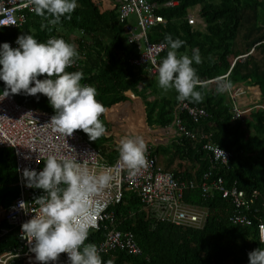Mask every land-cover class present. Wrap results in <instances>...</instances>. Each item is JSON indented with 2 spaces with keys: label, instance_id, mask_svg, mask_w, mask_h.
I'll return each mask as SVG.
<instances>
[{
  "label": "trees",
  "instance_id": "1",
  "mask_svg": "<svg viewBox=\"0 0 264 264\" xmlns=\"http://www.w3.org/2000/svg\"><path fill=\"white\" fill-rule=\"evenodd\" d=\"M197 5H200L201 17L206 23L204 28L194 27L187 18L190 10ZM160 12L168 22L156 26L151 32V39L166 42V35L171 34L174 39L178 37L184 40L186 43L177 50L178 55L191 56L192 50L199 48L203 62L198 65L194 63L193 66L197 69L200 82L229 73L227 79L232 85L244 82L260 86L264 100V0H180L179 5ZM242 30H246L245 53L255 47L261 53L262 61L255 55H249L244 60L238 59L231 67L233 58L242 53L235 47ZM25 33L34 35L41 42L49 36H57L75 44L82 65L66 70L83 71L81 83L97 89L96 98L107 107L110 117L117 119L123 116L132 130L133 125L140 127L127 112L126 104L115 107L131 99L133 103V99H136L143 104L134 96L125 97L131 90L144 100L150 128L172 124L174 108L179 103L177 93L174 90L175 95H160L161 91H166L151 81L146 82L158 74L151 75L145 67L130 63L135 48L127 42L126 26L119 21L117 11H101L95 0H78V7L71 18L62 19L56 25L35 12L29 13L28 21L23 26L0 31V43L9 42ZM40 77L44 78L43 75ZM142 82L144 85L140 88ZM217 86L218 81L200 83L197 90L201 91L203 100L198 103L188 101L192 105L206 107L209 115L195 122L189 115L183 114V121L192 131L199 129L211 133L216 144L233 153L230 167L218 170L228 184L237 181L240 188L264 190V109L254 111L251 121L233 120L232 102L227 101L230 95L228 92H217ZM4 87V82L0 81V93ZM252 88L259 96V89ZM13 95L19 103L55 114L43 94ZM150 96L154 98L149 100ZM131 109L137 113V108ZM100 119L107 127L102 138L108 141L101 152L106 162L114 163L119 158V144L115 143L113 134L108 135L110 125L105 121V113ZM248 123L252 130L248 129ZM77 131L88 138L83 130ZM205 141L202 138L182 137L168 145H152L151 150L158 157H167L163 167L173 171L177 177L200 181L212 164L209 154L203 149ZM18 194L15 152L12 148H0V206L8 207ZM185 200L208 208L209 216L203 227L185 228L169 221H158L143 210L135 194L126 191L123 201L112 205L111 209L116 214L118 226L134 232L143 253L133 255L115 251L102 254L104 264L108 261L111 264H249L248 253L258 247L264 248L256 224L243 226L229 221L233 207L228 199L219 195L204 199L201 189L197 188L187 190ZM104 237V229H92L85 243L98 246ZM15 245H21V240L12 231L0 243V253Z\"/></svg>",
  "mask_w": 264,
  "mask_h": 264
},
{
  "label": "built area",
  "instance_id": "2",
  "mask_svg": "<svg viewBox=\"0 0 264 264\" xmlns=\"http://www.w3.org/2000/svg\"><path fill=\"white\" fill-rule=\"evenodd\" d=\"M95 1L101 11H117L119 21L125 24L127 42L135 48L130 63L137 67H145L151 75L158 74L160 61L170 48L162 47L166 42L153 41L151 32L156 26L166 25L168 22L160 11L179 5L180 0ZM192 9L187 17L189 23L194 27L199 24L206 26L201 17L200 5ZM34 12L29 0H0V31L23 26L28 21L29 13ZM16 39L9 41L13 47H18ZM252 51L235 57L231 67L238 59L245 58ZM81 65L82 60L79 58L71 67ZM217 79L200 83H213ZM248 88L237 86L228 91L233 100V120L251 121L254 111L264 109L261 95L252 103L243 102L242 96L250 92ZM183 114L189 115L195 122L209 115L204 106L179 101L174 108L172 124L159 127L158 130L159 133L176 139L187 137L206 140L203 149L209 154L212 164L200 181L180 178L173 171L166 170L160 164L158 155L152 153L151 146L154 144L150 145V141L147 142L146 153L148 166L136 175H130L120 157L114 163L101 161V156L103 157L101 149L95 147L85 134L75 130L73 134L65 137L59 133L49 124L54 114L19 103L13 94L0 101V148L14 150L19 186V194L11 204L8 207L0 206V224L5 222V225L0 226V243L12 231L21 240V245H15L0 253V264H41L31 251L32 245L22 237L21 226L34 215L42 214L35 199L43 193L41 189L27 186L24 170H41L44 166L43 160L50 154L86 160L92 171L96 173L111 171L114 176L112 185L96 197L100 207L98 214L92 218L94 226L89 230L90 232L92 229L102 228L105 231V237L98 245L100 255L115 251H125L133 255L143 253L134 232L121 229L116 214L111 209L112 205L123 201L126 191L135 194L143 210L154 219L169 221L185 228H201L209 216L207 207L185 200L187 190L200 188L204 199L219 195L232 204L233 212L229 216V221L243 226L256 224L261 241V236L264 235V190L240 188L237 181L228 184L218 170L230 167L233 153L216 144L211 133L199 129L190 130L183 121ZM21 202H24L23 207ZM48 264H70V260L67 253H61L57 260L49 261Z\"/></svg>",
  "mask_w": 264,
  "mask_h": 264
},
{
  "label": "clouds",
  "instance_id": "3",
  "mask_svg": "<svg viewBox=\"0 0 264 264\" xmlns=\"http://www.w3.org/2000/svg\"><path fill=\"white\" fill-rule=\"evenodd\" d=\"M35 13L52 25L62 19H70L78 7V0H29ZM169 47L158 67V84L167 91L174 89L178 101L201 102L203 95L197 90L200 77L193 64H201L203 58L199 48L192 55H178L185 41L165 37ZM13 47L9 42L0 43V81L4 89L0 101L10 94H43L55 114L51 124L65 137L77 129L96 141L104 136L107 127L101 115L107 111L97 100V89L81 83L83 71H67L79 59L75 44L63 37L49 36L41 42L32 34L19 35ZM44 76L40 79V76ZM233 85L226 77L218 78L217 92H228ZM119 157L129 170L136 175L148 166L145 140L137 136H125L119 143ZM41 170L25 169L24 177L28 187L41 189L42 195L35 201L41 213L34 215L21 226V235L32 245L31 251L41 264L55 261L61 253H67L70 264H104L98 246L85 243L92 218L100 207L96 197L112 185L111 171L96 173L86 160L68 155H47ZM24 202H21L23 207ZM264 243V235L261 236ZM249 264H264V248L258 247L248 253ZM107 264H111L108 261Z\"/></svg>",
  "mask_w": 264,
  "mask_h": 264
},
{
  "label": "rangeland",
  "instance_id": "4",
  "mask_svg": "<svg viewBox=\"0 0 264 264\" xmlns=\"http://www.w3.org/2000/svg\"><path fill=\"white\" fill-rule=\"evenodd\" d=\"M193 10V9H192ZM201 26V28L203 27L202 25H200ZM253 55H255V57L258 59V60H260V61H262V55H261V53L259 52V50L258 49H256L254 52H253ZM149 81H151L153 84H155V85H157V87H160L159 86V84H158V75H155L154 77H151V78H149L146 82H148L149 83ZM157 83V84H156ZM143 82L140 84V88H142L143 87ZM161 91V90H160ZM173 91H174V89H170V90H167L166 92H163V91H161L160 92V95H163V94H166L167 96H172V95H175V94H173ZM127 96H131V97H133L129 92L128 93H126L125 94V97H127ZM124 97V98H125ZM136 98H138L139 100H142L141 102L143 103V105L145 104V102H144V100L142 99V98H140V97H136ZM154 97L153 96H150L149 97V100H152ZM227 101H228V103H233V100L230 98V96H227ZM130 102H132V99L130 100ZM262 103H264V100H262ZM131 104V107L132 108H134V103L132 102V103H130ZM145 107V106H144ZM106 109H107V107H106ZM130 110V109H129ZM145 112H146V114H147V108H145ZM135 114V115H134ZM133 115L135 116V118H136V122H138V124H145V122H146V119H145V122L143 123L142 122V120H140V116H137L138 115V110H137V113H134ZM123 117V116H122ZM123 119V118H122ZM125 119V118H124ZM111 120L109 117H108V114H107V111L105 112V121L106 122H108L109 123V125H110V130H109V134L111 133V134H113L115 137H116V140H119V142H116L115 141V143L117 144H119L120 143V140L122 139V138H124L125 136H137V135H139V136H144L145 134H147L149 137H150V142H149V144L150 145H152V144H155V143H157L158 144V142H159V140H157L156 138H155V135H154V133L152 132L153 131V129H151L150 127V130H149V128H148V130H147V128H145L146 129V131H148V132H144V129H142L141 131H139L138 133H136V132H134L131 128L129 129L128 128V120L127 119H125V120ZM141 127V126H140ZM142 128V127H141ZM248 129H250V130H252L253 128L250 126V124L248 123ZM134 132V133H133ZM129 133H131V134H129ZM88 139H89V136H88ZM90 140V139H89ZM90 142H92L93 144H94V146L95 147H97L98 149H101V148H103L104 146H105V144H106V146L108 145L107 143H108V141L107 142H105L104 140H103V138L102 137H100V138H98L96 141H92V140H90ZM112 141H110L109 143H111ZM161 157L159 156V159H160ZM106 158L104 157V155H103V157L101 156V161H104ZM164 159H167V157L166 156H164V157H162L161 159H160V164L161 165H163L164 166Z\"/></svg>",
  "mask_w": 264,
  "mask_h": 264
},
{
  "label": "crops",
  "instance_id": "5",
  "mask_svg": "<svg viewBox=\"0 0 264 264\" xmlns=\"http://www.w3.org/2000/svg\"><path fill=\"white\" fill-rule=\"evenodd\" d=\"M204 21V20H203ZM205 23V22H204ZM206 24V23H205ZM201 24H199V25H197V27H199V28H201V26H200ZM203 26V25H202ZM205 26H203L202 28H204ZM245 31L246 30H242V32L240 33V35H239V37H238V39H237V41H236V43H235V47L237 46V48L240 50V52H242L241 54H246L245 52L247 51L246 50V47H247V41H245V38H244V33H245ZM253 49V48H252ZM252 49L250 50V51H252ZM256 50V48H254V50L249 54V55H253V52ZM249 53V52H248ZM249 55H247L245 58H242V60H244V59H246ZM233 60H234V58H233ZM233 60H232V63H233ZM232 66V65H231ZM227 75V76H226ZM226 75H224V77H228V75H229V73L228 74H226ZM219 78V77H218ZM216 81H218V79L216 80ZM216 81H214V82H216ZM237 86H246V88L247 87H249L248 89H249V91L251 92H249L248 94H245V95H243L242 96V100H243V102L244 103H252V102H254L255 100H256V98H258V95L257 94H255L254 92H253V86H254V88L257 90V88L259 89V91H261V89H260V86H258V85H250V84H248V83H244V82H238V83H236V84H234L233 85V87H237ZM258 90H257V92L260 94V95H262V93L261 92H259ZM133 101H134V107L135 108H137V110H138V115L137 116H140V120H142V122L144 123L145 122V119H146V125H147V127H146V125L145 124H139V126H141V127H139V128H135V125H133L132 126V128H133V131L134 132H136V133H138L139 131H141L142 129H144V132H148V131H146V129L145 128H147V130H148V128H149V125H148V123H147V114H146V118H145V112H144V106H145V108H146V105L144 104H141L140 102H138L136 99H133ZM142 101V100H141ZM130 103H132V102H124V103H120V104H118V105H116L115 107H117V106H121V105H124V104H126V109H127V112L133 117V119H134V121L136 120V118H135V114H134V112L132 111V107H131V104ZM114 107V108H115ZM113 108V109H114ZM112 109V110H113ZM130 109V110H129ZM111 110V111H112ZM109 114V113H108ZM134 114V115H133ZM108 117L111 119V120H123L124 119V117H120V118H117V119H114L113 117H110L109 115H108ZM123 118V119H122ZM125 120V119H124ZM129 129H130V127H128ZM158 128H159V126H157V127H155V128H153V133H154V135H155V138L157 139V140H159V142H158V144L157 143H155L154 145H162V144H164V145H168L170 142H172L173 140H175L176 138H173V137H170V136H167V135H163V134H161V133H159V130H158ZM152 129V128H151ZM149 130H150V128H149ZM133 132V133H134ZM109 134V133H108ZM130 134V133H129ZM142 137V136H141ZM144 140H145V142H148V141H150L151 139H150V137L147 135V134H145L143 137H142ZM114 141H116V142H119V140H116V137L114 136ZM110 144H113V142H111ZM162 158V157H161ZM160 158V159H161Z\"/></svg>",
  "mask_w": 264,
  "mask_h": 264
},
{
  "label": "water",
  "instance_id": "6",
  "mask_svg": "<svg viewBox=\"0 0 264 264\" xmlns=\"http://www.w3.org/2000/svg\"><path fill=\"white\" fill-rule=\"evenodd\" d=\"M132 96H134V97H140V96H137L133 91H131V90H129L128 91ZM141 98V97H140ZM111 134V133H110ZM110 134H108V135H110Z\"/></svg>",
  "mask_w": 264,
  "mask_h": 264
},
{
  "label": "bare ground",
  "instance_id": "7",
  "mask_svg": "<svg viewBox=\"0 0 264 264\" xmlns=\"http://www.w3.org/2000/svg\"><path fill=\"white\" fill-rule=\"evenodd\" d=\"M146 144H147V142H146Z\"/></svg>",
  "mask_w": 264,
  "mask_h": 264
}]
</instances>
